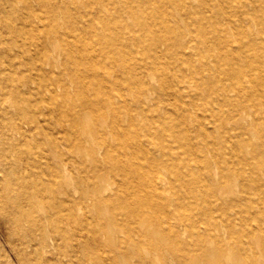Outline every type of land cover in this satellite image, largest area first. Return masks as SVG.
Segmentation results:
<instances>
[{
  "label": "bare ground",
  "instance_id": "obj_1",
  "mask_svg": "<svg viewBox=\"0 0 264 264\" xmlns=\"http://www.w3.org/2000/svg\"><path fill=\"white\" fill-rule=\"evenodd\" d=\"M0 238L264 264V0H0Z\"/></svg>",
  "mask_w": 264,
  "mask_h": 264
},
{
  "label": "rangeland",
  "instance_id": "obj_2",
  "mask_svg": "<svg viewBox=\"0 0 264 264\" xmlns=\"http://www.w3.org/2000/svg\"><path fill=\"white\" fill-rule=\"evenodd\" d=\"M17 194L18 193L16 191L14 195H17ZM12 209L15 210V209H17V207L12 206ZM51 249H52V247H51ZM6 252H7V247H6V245L4 246L2 244V239L0 238V264H11L10 262L6 261V259H5Z\"/></svg>",
  "mask_w": 264,
  "mask_h": 264
}]
</instances>
